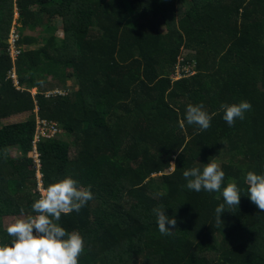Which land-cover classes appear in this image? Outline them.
<instances>
[{
    "label": "trees",
    "instance_id": "16d2710c",
    "mask_svg": "<svg viewBox=\"0 0 264 264\" xmlns=\"http://www.w3.org/2000/svg\"><path fill=\"white\" fill-rule=\"evenodd\" d=\"M55 18L61 39L27 34ZM43 65L65 71L34 94L25 72ZM241 101L252 108L230 127L220 106ZM200 103L217 113L207 130L185 120ZM25 113L0 126V241H11L4 218L36 215L39 181L71 176L94 195L58 222L84 238L78 264H264V211L244 183L264 174V0H0V125ZM39 120L55 135L42 137ZM212 158L221 192L189 190L183 171ZM231 180L241 202L217 226ZM157 207L177 220L171 235Z\"/></svg>",
    "mask_w": 264,
    "mask_h": 264
},
{
    "label": "clouds",
    "instance_id": "9594fccd",
    "mask_svg": "<svg viewBox=\"0 0 264 264\" xmlns=\"http://www.w3.org/2000/svg\"><path fill=\"white\" fill-rule=\"evenodd\" d=\"M42 83V82H40ZM224 112L223 119L232 127L237 119L243 120L245 113L252 105L248 101L240 103L221 104ZM217 113L209 114L203 103L189 104L186 109L185 120L188 125H196L200 130L211 127L213 117ZM181 127L184 122L181 121ZM175 168V164H172ZM225 172L214 158L201 170L198 167L183 171L189 190L200 192H221L225 180ZM247 185V196L251 202L264 211V174L248 171L244 178ZM41 195L32 204V211L36 215L21 216L7 227V235L11 241H0V264H78V258L85 251L83 236L77 232H69L59 225L62 214L73 211L79 213L81 209L94 199L91 186H80L79 181L71 176L40 189ZM224 203L215 208L216 224H223L221 215L229 209L239 207L241 202V188L235 180L227 183L222 190ZM219 199V197H218ZM157 217V225L162 235H171L176 228L177 220L165 214L163 207L153 209Z\"/></svg>",
    "mask_w": 264,
    "mask_h": 264
},
{
    "label": "rangeland",
    "instance_id": "374dc122",
    "mask_svg": "<svg viewBox=\"0 0 264 264\" xmlns=\"http://www.w3.org/2000/svg\"><path fill=\"white\" fill-rule=\"evenodd\" d=\"M19 19V12L18 10H15V15H14V22L12 23V31L14 34L18 33L21 25L20 22L18 21ZM12 33V32H11ZM27 34H31L32 36H36L39 38H44L45 40L51 36V35H56L59 39H61L63 37V33H62V25H61V21L59 18H55L54 20H52V23L49 27H47L44 31H42L41 33L37 34L35 32H27ZM34 47V46H32ZM28 48V47H26ZM65 68H59L56 69L52 66H39V67H35L33 72H25V77L28 79H32L34 80V83H32L33 85L28 86V88L30 89V91L32 93H36L37 89L40 88L41 86L45 89V85H47L46 87L51 86V84L53 83H57L59 80H62V77L60 76V73L64 72ZM59 74V75H58ZM15 76L17 78V75L15 73ZM59 76L61 78H59ZM64 79H67V84L68 83H72L73 80L69 79V74H65ZM59 79V80H58ZM42 82V83H40ZM53 87V86H52ZM29 113H25L19 116H14L11 117L5 121L2 122V125L4 124H11V123H16V122H21L27 119ZM60 139L66 140V141H70V136L63 133L61 135L58 136ZM18 150L16 148H14V150H11V155L17 157L19 156V153L17 152ZM173 170V167L171 166L170 171ZM161 175V174H160ZM160 175H153L152 177H155V180L157 178H159L158 176ZM18 218H23L22 216H17V217H7L3 219V225L5 228H7L9 225H11L12 223H14Z\"/></svg>",
    "mask_w": 264,
    "mask_h": 264
},
{
    "label": "built area",
    "instance_id": "2783aa9c",
    "mask_svg": "<svg viewBox=\"0 0 264 264\" xmlns=\"http://www.w3.org/2000/svg\"><path fill=\"white\" fill-rule=\"evenodd\" d=\"M17 39H18V35L13 33L12 38H11V41H12V53L13 54L17 53V51L15 50V47H14V42ZM37 129H38V133L42 137H52L57 132L56 127L53 124H51L50 122L45 121V120H39L38 121V128ZM38 178L39 179L41 178L40 172H38ZM40 189H43V188H42L41 182L39 181V190Z\"/></svg>",
    "mask_w": 264,
    "mask_h": 264
}]
</instances>
